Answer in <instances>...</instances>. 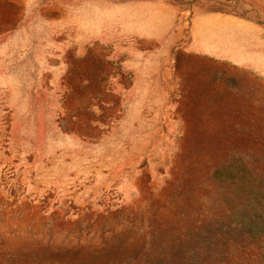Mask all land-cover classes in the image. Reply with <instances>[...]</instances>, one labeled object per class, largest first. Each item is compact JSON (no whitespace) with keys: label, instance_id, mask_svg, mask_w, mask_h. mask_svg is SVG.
Returning a JSON list of instances; mask_svg holds the SVG:
<instances>
[{"label":"rangeland","instance_id":"374dc122","mask_svg":"<svg viewBox=\"0 0 264 264\" xmlns=\"http://www.w3.org/2000/svg\"><path fill=\"white\" fill-rule=\"evenodd\" d=\"M38 2V17L56 5L65 31L74 23L80 58L96 61L56 84L33 62L30 85L21 67L14 94L0 92V264H264V0ZM219 11L262 29L245 38L254 78L219 68V118L198 125L191 112L183 135L167 134L164 115L124 132L119 111L105 114V49L128 66L133 99L147 88L137 78L154 76L170 79L164 99L214 101L206 60L181 43L195 16Z\"/></svg>","mask_w":264,"mask_h":264},{"label":"crops","instance_id":"0c3cea01","mask_svg":"<svg viewBox=\"0 0 264 264\" xmlns=\"http://www.w3.org/2000/svg\"><path fill=\"white\" fill-rule=\"evenodd\" d=\"M34 5L37 9L35 16ZM38 9V0H0V92L8 88L10 96L14 94L11 91L17 84V68L22 67L27 71L23 78L24 85L31 84L33 62L50 71L52 83L56 84L61 78L73 77L74 71L80 68L81 61H86L87 69L90 68V62L94 64L96 61L95 56L87 60L80 58L79 35L74 31V23L65 31V22H68L64 16L57 14L60 9L56 5L47 8L49 15L43 19L38 17ZM192 20L189 37L183 31L181 47L206 60L203 64L206 77H202L200 81L208 82L206 92L215 95L214 101H195L182 96L164 99L160 96L159 84L170 79L161 80L154 76L137 78L138 81L146 82L147 88L133 99L125 93L128 66L122 57L118 59L115 56L116 51L110 46L105 49L108 51L106 59L109 65V88L105 94L104 109L105 114L108 110L111 112L110 116L112 112L121 113L120 127L126 128L124 132L136 133L143 126L159 127L164 115L167 134L183 135L186 133L183 127L189 123L186 119L191 112L196 119L194 124L198 125H207L209 117L213 115L219 118V68H236L238 73L254 78L253 72L258 67L252 61V43L245 40L250 39V36L254 38L257 31L263 32L254 19L234 12L219 11L200 13ZM33 23H38L45 29V33L41 32L40 36L33 38ZM223 39L224 42L221 41ZM229 39L231 42L227 41ZM143 42L150 46L156 45L145 39ZM175 45L176 41L173 40L171 47ZM155 66L156 69L159 68L158 63ZM164 67L167 71L173 70L175 63L167 62ZM212 74L217 77L209 78L208 75Z\"/></svg>","mask_w":264,"mask_h":264}]
</instances>
